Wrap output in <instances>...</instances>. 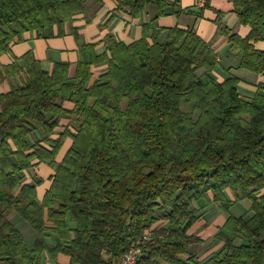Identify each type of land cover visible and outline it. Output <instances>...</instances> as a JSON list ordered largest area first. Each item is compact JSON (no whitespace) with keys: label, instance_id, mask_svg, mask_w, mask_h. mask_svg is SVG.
I'll list each match as a JSON object with an SVG mask.
<instances>
[{"label":"trees","instance_id":"16d2710c","mask_svg":"<svg viewBox=\"0 0 264 264\" xmlns=\"http://www.w3.org/2000/svg\"><path fill=\"white\" fill-rule=\"evenodd\" d=\"M114 1L132 18L147 4L159 16L168 6L181 11L163 0ZM231 3L251 29L244 39L225 32L231 49L243 69L264 76V51L253 47L264 41V0ZM83 10V0H0V56L26 33L63 36ZM150 28L128 46L108 36L99 56L81 45L72 82L67 64L47 73L30 54L5 67L13 74L21 61L27 79L0 95V264H41L45 253L68 264H120L131 247L140 251L135 264H201L180 259L202 243L187 233L197 220L191 205L211 192L225 206V190L250 200L251 215L227 219L222 229L231 238L216 235L223 247L210 264H264V193L256 196L264 188V96L245 101L235 78L213 80L215 56L191 31L169 29L163 43L149 44ZM100 63L107 69L91 82V66ZM66 101L73 111L63 109ZM63 115L78 116L77 125L52 139ZM67 137L71 146L57 164ZM38 164L54 169L41 202L40 182H23ZM7 211L32 230L30 246ZM160 219L165 224L150 230Z\"/></svg>","mask_w":264,"mask_h":264},{"label":"crops","instance_id":"0c3cea01","mask_svg":"<svg viewBox=\"0 0 264 264\" xmlns=\"http://www.w3.org/2000/svg\"><path fill=\"white\" fill-rule=\"evenodd\" d=\"M83 1V12L76 15L71 23L65 24L63 36H57L56 29H54L53 36L48 38H37L35 33H26L22 42L11 44L9 54L0 56V95L8 93L13 87L21 86L27 79L26 68L23 67L21 61L18 62L19 70L17 72L10 75L5 73V67L11 65L14 59L30 54L41 70L47 73L52 72L55 64H67L68 78L72 82L77 63L80 61L81 45H94V55L99 56L107 51L106 38L108 36L128 46L142 38L145 26L152 25L156 26V29H152V27L146 31L149 44L153 42L163 43L168 36L169 29L178 28L183 31H191L209 46L215 56L217 65L210 73L213 80L221 83L228 78H235L237 80L236 91L239 97L245 101H251L256 95L264 96V76L243 69L240 66V59L237 53L232 51L229 39L225 35V32H227L229 35H236L244 39L251 30L248 26H244L239 22L234 13L231 0H163L177 4L181 11L176 12L173 7L168 6L164 9V14L159 16L157 7L147 4L136 18L116 12L114 0ZM72 28L76 29L78 40L74 39L71 33ZM253 47L256 50L264 51V41L254 43ZM106 69V63L92 65L91 82L103 74ZM200 72L202 73L203 70ZM62 107L66 111L74 110V104L68 101L64 102ZM125 107L126 101L124 108H121L125 109ZM77 121L78 116L63 115L51 138H58L65 129L73 132ZM71 143L70 138H65L55 157L57 164L63 160ZM53 175L54 169L46 164H38L24 174V183L40 182L36 186L38 202L42 201L44 194L49 189ZM263 193L264 188L258 191L256 196ZM223 195L225 206L216 202L211 192L207 193L206 198L192 202L191 209L197 220L189 227L187 233L199 237L202 243L191 246L186 255L180 256L181 260L187 261L192 255L201 264H210L223 247V242L216 239V235L221 232L231 238L230 233L222 229L227 219L251 215L250 200L237 197L230 190H225ZM5 217L23 234L19 228L23 225L15 212L7 211ZM164 224L163 220L160 219L151 226L150 230ZM75 226L74 223L69 222L71 229H74ZM26 229L31 241L26 243V239H24L25 243L30 246L34 235L28 227ZM241 242L238 238L232 240L235 247L239 246ZM47 245L50 248L55 245L53 238L47 241ZM68 263L69 258L61 254L51 258L48 253H45L41 260V264Z\"/></svg>","mask_w":264,"mask_h":264},{"label":"built area","instance_id":"2783aa9c","mask_svg":"<svg viewBox=\"0 0 264 264\" xmlns=\"http://www.w3.org/2000/svg\"><path fill=\"white\" fill-rule=\"evenodd\" d=\"M140 254L138 248H129L121 257L120 264H135L136 260Z\"/></svg>","mask_w":264,"mask_h":264},{"label":"rangeland","instance_id":"374dc122","mask_svg":"<svg viewBox=\"0 0 264 264\" xmlns=\"http://www.w3.org/2000/svg\"><path fill=\"white\" fill-rule=\"evenodd\" d=\"M124 106H125V101L124 102H122L121 103V107L122 108H124ZM187 108H188V106L187 105H183L182 106V109L183 110H187ZM196 115H197V113H196ZM196 117V116H195ZM21 224L23 225V227H19L20 228V230L23 232V236H24V238L26 239V243H29L31 240V238H30V236H29V234L28 233H26L27 232V229H26V227H28L23 221H21ZM29 228V227H28ZM30 229V228H29ZM31 230V229H30ZM31 232H32V230H31ZM33 233V232H32Z\"/></svg>","mask_w":264,"mask_h":264}]
</instances>
